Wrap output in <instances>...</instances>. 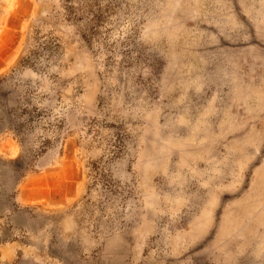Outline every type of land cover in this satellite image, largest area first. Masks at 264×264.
I'll list each match as a JSON object with an SVG mask.
<instances>
[{
    "label": "rangeland",
    "instance_id": "374dc122",
    "mask_svg": "<svg viewBox=\"0 0 264 264\" xmlns=\"http://www.w3.org/2000/svg\"><path fill=\"white\" fill-rule=\"evenodd\" d=\"M0 264H264V0H0Z\"/></svg>",
    "mask_w": 264,
    "mask_h": 264
}]
</instances>
